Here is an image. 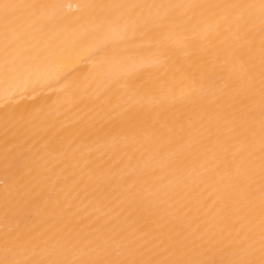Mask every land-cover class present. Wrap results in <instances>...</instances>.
I'll return each mask as SVG.
<instances>
[{
    "label": "bare ground",
    "instance_id": "bare-ground-1",
    "mask_svg": "<svg viewBox=\"0 0 264 264\" xmlns=\"http://www.w3.org/2000/svg\"><path fill=\"white\" fill-rule=\"evenodd\" d=\"M0 264H264V0H0Z\"/></svg>",
    "mask_w": 264,
    "mask_h": 264
}]
</instances>
